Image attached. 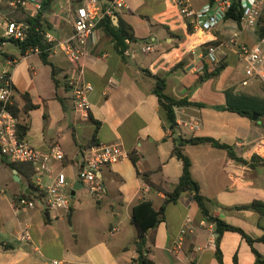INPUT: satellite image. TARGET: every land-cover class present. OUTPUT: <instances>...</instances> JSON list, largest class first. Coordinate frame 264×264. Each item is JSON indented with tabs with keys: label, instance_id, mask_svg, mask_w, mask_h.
<instances>
[{
	"label": "crops",
	"instance_id": "0c3cea01",
	"mask_svg": "<svg viewBox=\"0 0 264 264\" xmlns=\"http://www.w3.org/2000/svg\"><path fill=\"white\" fill-rule=\"evenodd\" d=\"M88 0H52L44 14L55 42L45 65L37 51L21 55L13 42H5L0 52L7 54L16 66L12 80L19 107V122L29 126L24 141L40 153L59 147L65 158L52 162V176L63 172L71 194L79 187V168L83 153L90 146L119 144L127 152L123 161L103 166L98 179L104 193L91 195L83 186L76 191L68 211L44 214L43 206L17 211L16 198L23 195H45L34 173L32 183L23 173L0 161V208L16 217L13 227L15 244L0 236V264H137V231L132 224V211L142 201H152L158 210L166 195L153 191L138 176L151 173V180L173 191L183 173V163L173 156L174 138L209 137L232 147L240 162L230 158L226 150L210 144L185 146L183 152L192 162L191 173L200 184L201 194L210 200V214L242 229L253 239L264 235V216L237 207L253 201L264 203V161L253 153L256 139L264 136V117L253 121L231 111L217 110L232 98L246 95L264 98L263 85L254 82L241 87L243 65L227 51L222 57L226 68L217 77L207 78L205 58L208 49L218 46L234 33L241 41L253 43L242 24L232 19L213 32L195 30L188 19L179 16L173 0H125L127 7L100 22L96 30L97 44L82 61L84 79L94 87L90 95L89 117L79 119L68 78L74 66L62 50L73 34V20L78 8ZM198 10L212 0H189ZM9 0H0V37L7 20L26 23L34 17L28 10H13ZM121 23L131 27L135 40H125L121 55L114 37L120 35ZM153 51L143 53L144 47ZM224 57V58H223ZM224 76V78H222ZM153 77L166 80L165 93L177 100L203 104L175 109L177 127L172 132L166 113L154 94ZM114 83V85L111 84ZM23 95H28L36 108L25 111ZM199 121L201 128L192 125ZM138 157L137 166L130 155ZM16 171V172H15ZM2 172V173H1ZM45 185L50 184L47 175ZM23 182L26 186L19 188ZM191 218L192 233L181 237L186 219ZM28 226L32 239L21 242L19 231ZM12 228V225H11ZM116 228L113 234L110 231ZM216 225L202 216L191 193L183 194L166 207L157 228L147 234L145 258L151 264H221L217 248L207 247ZM179 244L181 247H179ZM203 248L198 251L197 248ZM222 264H255L250 245L237 232H225L219 243ZM264 255V244L255 243ZM235 256L237 261H235Z\"/></svg>",
	"mask_w": 264,
	"mask_h": 264
},
{
	"label": "built area",
	"instance_id": "2783aa9c",
	"mask_svg": "<svg viewBox=\"0 0 264 264\" xmlns=\"http://www.w3.org/2000/svg\"><path fill=\"white\" fill-rule=\"evenodd\" d=\"M234 1L236 0H213L198 10L192 8L189 0H173V5L179 16L188 19L189 24L195 30L213 32L221 24L230 20L227 15L231 11ZM240 3L244 11L241 24L243 30L253 39V43L241 41L238 33L232 34L220 45L208 49L204 71L209 73L215 71L223 62L218 53L220 52L224 56L228 51L244 67L241 87L250 86L256 81L264 86V36L259 34L264 13V0H240ZM8 4L13 10H28L31 7L34 17L43 9V0H9ZM126 7L125 0H88L77 9L73 20V34L62 44L66 59L74 66L73 74L68 78L67 84L72 93L75 114L79 119L89 117L92 108L90 95L94 91L93 85L83 77L82 61L97 44L96 30L100 22ZM27 31L26 23L7 20L3 25L2 38L22 43L27 38ZM42 34L45 43L53 45L55 39L52 32L46 31ZM35 51L39 52L37 49ZM142 51L143 53L151 52L153 48L147 46ZM15 64L14 60L5 58L0 52V161L6 159L9 163L31 164L39 176L37 182L44 188L45 195L41 199H28L20 196L14 201V208L17 211H22L43 206L49 213L68 211L71 208L72 198L67 188V177L63 172H59L55 176H52L51 172L52 162H62L65 158L64 153L59 147H53L48 153H40L18 137L19 119L12 109L16 99L12 80ZM111 84L114 85L112 82ZM192 128L199 130L200 122H194ZM253 153L258 159L264 161V136L256 139ZM127 157V152L119 144L90 146L83 153V162L78 173L79 181L91 195L103 194L104 187L98 179L100 169L103 166L117 164ZM44 175L50 179L49 185L44 184ZM191 224L192 219H186L180 232L181 237L193 232L190 229ZM116 231L117 229L113 228L110 233L113 234ZM216 238L215 233H211L207 247L216 248ZM18 239L21 242L31 241L32 236L28 226L20 229ZM179 247H181L180 244ZM197 250L202 251L203 248L198 247ZM53 264L60 263L55 261Z\"/></svg>",
	"mask_w": 264,
	"mask_h": 264
},
{
	"label": "trees",
	"instance_id": "16d2710c",
	"mask_svg": "<svg viewBox=\"0 0 264 264\" xmlns=\"http://www.w3.org/2000/svg\"><path fill=\"white\" fill-rule=\"evenodd\" d=\"M51 1L52 0H43L42 11L36 17L27 19L26 24L28 25V31H27V38L24 42L22 43L15 41H9V42H13L19 47L21 55H25L28 51H35L37 49L39 51L42 62L45 65L51 66L52 76L55 79L56 67L49 60V54L52 45L49 43H45L42 34L43 32L50 30V28L46 26L45 19L43 18V16L49 10ZM243 15H244V11L242 9L241 3L234 1L231 11L228 12L227 15L228 19H232L236 21L238 24H241ZM259 34L260 36H264V13L262 16L261 25L259 27ZM114 38L116 39V46L119 49L121 55L124 54V51L126 49L124 44L125 40L126 39L130 41L135 40L131 27L123 23H121L120 25V35ZM5 42H7V40L0 37V47ZM1 54L5 58H9L13 60L5 53L1 52ZM226 65L227 64L222 62L221 65L215 69V71L210 73L206 72L205 76L207 78L219 76L221 72L226 68ZM153 79L155 80V87L153 89V92L159 98L160 105L162 106V108L166 113V117L172 132H175L177 127L176 113H175L176 108L186 107V106L205 107L203 104L193 103L190 102L188 99L177 100L168 96L165 93L166 80L164 78H159V77H153ZM23 99L25 101V106H24L25 111H30L36 108V106L32 103L28 95H23ZM12 109L16 117L19 119L20 110L16 100L14 101V106L12 107ZM216 109L222 111H231L243 117H247L249 119H252L253 114L256 113L260 119L264 117V98L258 99L246 95H239L236 96L235 98H232V93L227 92V104L225 106L216 107ZM28 129L29 126L26 123L19 122L17 126L18 137L23 140L27 134ZM204 144H210L214 148L226 150L230 158L240 162H244L242 159H238L236 157L231 146L222 144L216 139L209 137H192L188 139H184L182 137H175L173 156L183 163V173L179 179L178 184L175 186L173 191L171 192L166 191L162 187V185H158L152 182L150 172L140 173L138 171V176L144 181V183L148 185L150 189H152L153 191L164 193L166 195V199L163 205L158 210H156L153 207L152 201H142L137 205H135L133 208L131 221L137 231L136 249L139 253V259L137 261V264H151L149 261L146 260L144 256L147 245V238H146L147 234L149 231L157 228L158 225L162 222L166 207L169 204L176 203L180 199V197L185 193L192 194L193 200L198 205L204 219L207 222L216 225V232L218 233V237L216 238V245H217L216 256L221 264H222V253L220 251L219 243L222 235L225 232L239 233L252 248V251L255 256V264H264V255L260 254L254 247V244L257 242L264 244V235L259 239H253L250 236H248L242 229L232 226L221 219L213 217L210 214V210L208 206L210 200L201 194L200 184L193 178L191 173L192 162L188 158V156H186L183 152V148L185 146H198ZM130 159L132 160L134 165L137 166L138 157L135 154H131ZM8 166H10V168L12 169L19 171L20 173H23L26 176V178H28L29 181H31V185H33L32 177L35 173V170L31 164H27V163L14 164L8 162ZM42 194L37 197H32L31 195H23V196L28 199H34V198L41 199ZM237 209L256 211L259 213L260 216L262 217L264 216V203L261 201H253L248 205L239 206L237 207ZM44 214L47 220V216H49V212L45 210ZM235 261H237L236 256H235Z\"/></svg>",
	"mask_w": 264,
	"mask_h": 264
},
{
	"label": "rangeland",
	"instance_id": "374dc122",
	"mask_svg": "<svg viewBox=\"0 0 264 264\" xmlns=\"http://www.w3.org/2000/svg\"><path fill=\"white\" fill-rule=\"evenodd\" d=\"M230 65H241V64L237 61V62H231ZM222 78H224V76ZM26 185H27L26 182H23L21 185H19V188L23 189ZM15 223H16V217L10 211H4V209L0 208V236L3 241L11 242L13 244L16 243L13 237L11 236L13 235V227L15 226Z\"/></svg>",
	"mask_w": 264,
	"mask_h": 264
},
{
	"label": "water",
	"instance_id": "95a60500",
	"mask_svg": "<svg viewBox=\"0 0 264 264\" xmlns=\"http://www.w3.org/2000/svg\"><path fill=\"white\" fill-rule=\"evenodd\" d=\"M237 2H240V0H236ZM258 115L256 114V113H254L253 114V116H252V120L253 121H257L258 120ZM16 172V171H15ZM84 185H83V183H81V182H79V187H74V189H73V191L71 192V200H74V198H75V194H76V191H78L80 188H82Z\"/></svg>",
	"mask_w": 264,
	"mask_h": 264
}]
</instances>
